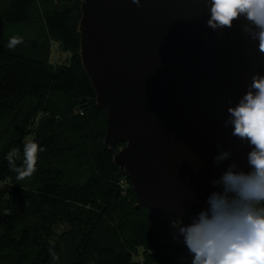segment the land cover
I'll return each instance as SVG.
<instances>
[{"label": "trees", "instance_id": "16d2710c", "mask_svg": "<svg viewBox=\"0 0 264 264\" xmlns=\"http://www.w3.org/2000/svg\"><path fill=\"white\" fill-rule=\"evenodd\" d=\"M81 1L0 0V264H191L176 224L134 208L113 163L124 145L103 144L107 114L80 60ZM12 37L23 43L9 49ZM54 46L67 64L51 62ZM33 141L36 172L19 179L10 161L23 170ZM61 220L68 230L48 242Z\"/></svg>", "mask_w": 264, "mask_h": 264}, {"label": "water", "instance_id": "95a60500", "mask_svg": "<svg viewBox=\"0 0 264 264\" xmlns=\"http://www.w3.org/2000/svg\"><path fill=\"white\" fill-rule=\"evenodd\" d=\"M208 18L198 0L80 5V60L107 114L103 144L110 151L124 145L113 163L131 183L134 208L177 226L207 207L218 190L211 181L229 164L249 171L250 148L223 122L250 77L264 74V56L241 33L243 19L219 36L206 27ZM218 145L232 156L216 166Z\"/></svg>", "mask_w": 264, "mask_h": 264}, {"label": "clouds", "instance_id": "9594fccd", "mask_svg": "<svg viewBox=\"0 0 264 264\" xmlns=\"http://www.w3.org/2000/svg\"><path fill=\"white\" fill-rule=\"evenodd\" d=\"M209 12L206 27L222 36L236 21L243 19L241 33L256 43L264 56V0H198ZM140 7L141 0H131ZM23 43L12 37L9 49ZM238 103L227 108L225 128L231 126V136L250 151L246 154L249 171L238 168L235 161L228 165L219 179L211 181L218 190L209 194L207 207L199 211L191 223L181 220L176 227L178 235L193 257L191 264H264V74H254ZM231 103V101H229ZM40 146L36 142L25 144V168H15L19 179L36 172ZM214 165L219 166L231 158L230 151L217 146ZM177 224V222H176ZM50 251L52 259H58Z\"/></svg>", "mask_w": 264, "mask_h": 264}, {"label": "rangeland", "instance_id": "374dc122", "mask_svg": "<svg viewBox=\"0 0 264 264\" xmlns=\"http://www.w3.org/2000/svg\"><path fill=\"white\" fill-rule=\"evenodd\" d=\"M69 59V55L62 53L61 50H59L56 46L53 47L52 49V56H51V62L52 63H57V64H67ZM123 148V147H122ZM121 147L117 148V152L120 151ZM119 184L124 187L125 185V181L121 180L119 181ZM2 186V184L0 183V187ZM127 187V186H126ZM125 187V189H126ZM132 190V189H131ZM129 193V192H128ZM126 194V193H125ZM134 194V193H133ZM126 202L128 204H131L132 201V196L131 195H125L124 196ZM100 205H101V201H99ZM99 205V206H100ZM136 205V203H135ZM134 205V206H135ZM99 206H97L96 208H99ZM95 208V209H96ZM105 210V206H101V208L99 210H95V215L97 213L102 214V212ZM83 226L85 227V229L88 231V227L86 225V223L83 224ZM177 226V225H176ZM68 230L67 226L65 225L64 221H60V223L57 225V227L55 228L54 232H52V235H50L47 239L48 242L54 243L58 237H60L61 235H63L64 232H66ZM177 229L176 228H172V233L175 235V238L178 237L177 235ZM54 233V234H53ZM176 242H179L178 239H175ZM43 241H45V239L43 238ZM62 246V245H61ZM64 247V246H63ZM177 259H181V258H177ZM135 261L141 262L142 261V251L139 250L138 255L136 257H134Z\"/></svg>", "mask_w": 264, "mask_h": 264}, {"label": "flooded vegetation", "instance_id": "af4514ba", "mask_svg": "<svg viewBox=\"0 0 264 264\" xmlns=\"http://www.w3.org/2000/svg\"><path fill=\"white\" fill-rule=\"evenodd\" d=\"M264 72V68H263V71H262V73Z\"/></svg>", "mask_w": 264, "mask_h": 264}, {"label": "built area", "instance_id": "2783aa9c", "mask_svg": "<svg viewBox=\"0 0 264 264\" xmlns=\"http://www.w3.org/2000/svg\"><path fill=\"white\" fill-rule=\"evenodd\" d=\"M187 262V261H186ZM187 264H189L188 262H187Z\"/></svg>", "mask_w": 264, "mask_h": 264}]
</instances>
